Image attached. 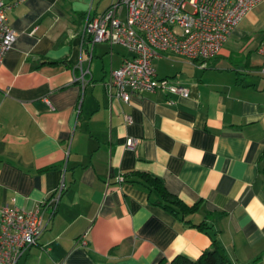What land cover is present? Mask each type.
<instances>
[{
	"label": "crops",
	"instance_id": "crops-1",
	"mask_svg": "<svg viewBox=\"0 0 264 264\" xmlns=\"http://www.w3.org/2000/svg\"><path fill=\"white\" fill-rule=\"evenodd\" d=\"M4 1L16 37L0 64V208L34 209L62 186L17 264L194 259L210 244L191 224L206 211L231 264H264V0L205 66L153 59L157 76L187 96L143 91L128 101L109 97L105 81L130 52L91 44L82 31L84 15L112 0L103 9L94 0ZM142 173L196 204L190 223L152 202Z\"/></svg>",
	"mask_w": 264,
	"mask_h": 264
},
{
	"label": "built area",
	"instance_id": "built-area-1",
	"mask_svg": "<svg viewBox=\"0 0 264 264\" xmlns=\"http://www.w3.org/2000/svg\"><path fill=\"white\" fill-rule=\"evenodd\" d=\"M259 1L112 0L102 12L84 15L82 31L91 44H119L130 52L118 68L109 72L105 81L109 97L128 101L132 95L143 91L185 97L189 88L173 77H158L153 59L181 56L205 66L219 53L232 29ZM8 8L9 5L0 0V64L16 37L8 21ZM258 52L264 57V38ZM261 69L264 72V62ZM136 142L137 139H129L127 144L133 146ZM61 191L60 185L31 210L8 204L1 206L0 264H17L38 241L46 227L41 207L55 212ZM80 242L85 244L84 237Z\"/></svg>",
	"mask_w": 264,
	"mask_h": 264
},
{
	"label": "trees",
	"instance_id": "trees-1",
	"mask_svg": "<svg viewBox=\"0 0 264 264\" xmlns=\"http://www.w3.org/2000/svg\"><path fill=\"white\" fill-rule=\"evenodd\" d=\"M141 176L144 178L143 184L147 186L150 194L154 195L152 202L159 204L167 211L186 221V223L191 222L190 219L186 217L196 209V204L188 206L183 203L175 194L170 193L165 188L163 182L159 178L151 176L148 173H142ZM131 180L133 179L131 178ZM213 214L214 212L206 211V217L204 219L198 223L191 222L192 225L205 231L210 237L209 246L202 250L197 258L192 259L184 254H177L169 260L162 258L156 264H231L229 256L224 250L220 240L215 235L213 222L209 220Z\"/></svg>",
	"mask_w": 264,
	"mask_h": 264
},
{
	"label": "rangeland",
	"instance_id": "rangeland-1",
	"mask_svg": "<svg viewBox=\"0 0 264 264\" xmlns=\"http://www.w3.org/2000/svg\"><path fill=\"white\" fill-rule=\"evenodd\" d=\"M108 1H110V0H94V4L97 5V3H99L98 8H99V9H103V8L105 7V5L108 3ZM96 5H94V6H96ZM87 7H88V5L85 6V8H87ZM256 41H258V39H256ZM255 44H257V42H254V43H253V46H254ZM153 64H154V61H153Z\"/></svg>",
	"mask_w": 264,
	"mask_h": 264
}]
</instances>
